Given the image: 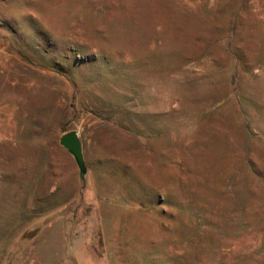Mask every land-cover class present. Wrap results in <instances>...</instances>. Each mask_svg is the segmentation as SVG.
Wrapping results in <instances>:
<instances>
[{
    "label": "rangeland",
    "instance_id": "374dc122",
    "mask_svg": "<svg viewBox=\"0 0 264 264\" xmlns=\"http://www.w3.org/2000/svg\"><path fill=\"white\" fill-rule=\"evenodd\" d=\"M0 264H264V0H0Z\"/></svg>",
    "mask_w": 264,
    "mask_h": 264
},
{
    "label": "water",
    "instance_id": "95a60500",
    "mask_svg": "<svg viewBox=\"0 0 264 264\" xmlns=\"http://www.w3.org/2000/svg\"><path fill=\"white\" fill-rule=\"evenodd\" d=\"M59 143L67 149V151L73 157L78 170H79V179L81 183V190L83 191L87 184V178L89 175V167L87 165L84 149H83V142L78 130H69L64 132L59 137Z\"/></svg>",
    "mask_w": 264,
    "mask_h": 264
}]
</instances>
